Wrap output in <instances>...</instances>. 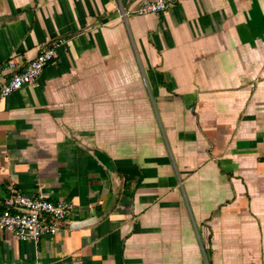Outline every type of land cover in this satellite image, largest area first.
Listing matches in <instances>:
<instances>
[{
    "label": "crops",
    "instance_id": "1",
    "mask_svg": "<svg viewBox=\"0 0 264 264\" xmlns=\"http://www.w3.org/2000/svg\"><path fill=\"white\" fill-rule=\"evenodd\" d=\"M145 1L0 0V65L63 41L0 105V211L73 206L0 264H264V0Z\"/></svg>",
    "mask_w": 264,
    "mask_h": 264
},
{
    "label": "built area",
    "instance_id": "2",
    "mask_svg": "<svg viewBox=\"0 0 264 264\" xmlns=\"http://www.w3.org/2000/svg\"><path fill=\"white\" fill-rule=\"evenodd\" d=\"M180 0H150L135 11L138 16L158 15ZM121 16L125 13L121 11ZM63 41L50 42L29 63L22 66L15 61L0 65V105L14 92L37 84L44 68L55 61ZM73 211V206L62 200H49L9 194L0 211V232H8L21 241H38L42 236L58 233Z\"/></svg>",
    "mask_w": 264,
    "mask_h": 264
}]
</instances>
